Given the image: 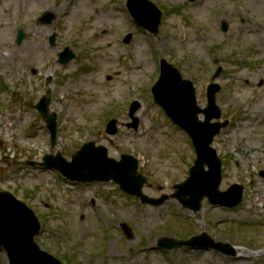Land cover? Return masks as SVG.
I'll use <instances>...</instances> for the list:
<instances>
[{
    "label": "rangeland",
    "instance_id": "374dc122",
    "mask_svg": "<svg viewBox=\"0 0 264 264\" xmlns=\"http://www.w3.org/2000/svg\"><path fill=\"white\" fill-rule=\"evenodd\" d=\"M74 1L67 19L57 12L66 0H0V19L12 16L8 31L0 32V192L34 211L41 225L35 242L63 264H222L223 258L224 264H264V159L253 154L264 150V0H146L161 12L156 34L133 23L126 8L132 0ZM44 11L56 17L48 26L36 23ZM19 29L25 39L17 45ZM67 48L74 59L59 65L58 53ZM160 59L192 82L199 108L206 107L207 87L220 85L218 122L227 125L213 144L223 162L219 190L242 185L238 207H213L204 199L192 213L170 197L157 207L140 205L112 182L75 184L41 166L45 155L60 153L70 162L94 142L114 160L125 154L139 161L146 196H170L195 155L189 138L153 102ZM48 76L49 114L58 123L54 147L33 108ZM132 101L139 102L135 131L126 128ZM110 119L119 122L114 136L105 134ZM119 223L129 226L131 237ZM202 232L232 252L155 247L161 237ZM0 264H8L3 252Z\"/></svg>",
    "mask_w": 264,
    "mask_h": 264
},
{
    "label": "water",
    "instance_id": "95a60500",
    "mask_svg": "<svg viewBox=\"0 0 264 264\" xmlns=\"http://www.w3.org/2000/svg\"><path fill=\"white\" fill-rule=\"evenodd\" d=\"M149 8L148 16H140L136 7L130 12L136 22L152 33L157 31L160 22V13L155 11L147 3ZM154 8V7H153ZM53 16L45 14L43 20L50 22ZM226 27L224 26V30ZM23 40L22 34L18 38L20 43ZM54 36L51 38L53 44ZM73 58L69 49H65L59 54V63L66 64ZM218 87L211 85L207 90L208 107L200 110L196 107L194 90L192 84L183 81L176 69L168 66L165 62L161 65V75L157 84L153 87L155 103L163 108L167 116L184 130L192 140L197 160L190 169L189 178L182 185L176 186L173 197L185 207L198 210L200 201L207 197L214 205H224L232 207L240 201L241 187L233 186L226 193L217 191L220 182V162L215 156V152L210 149V144L215 134L220 129L218 124H210V120L219 118V111L214 105V94ZM47 99H43L38 105L37 110L41 116L47 118V128L51 133V142L54 144L56 137L55 116L47 117ZM134 109L130 111V117ZM198 114L204 115V122L198 121ZM131 126L136 129L137 121L133 119ZM116 122L111 121L107 125L108 134L116 133ZM47 167L58 170L62 175L72 181L77 182H107L113 180L120 189L126 194L135 196L142 203L159 205L164 198L153 201L142 195L141 190L146 179L137 174V161L131 156H122L119 163L109 160L106 156L104 147H95L94 143H87L72 157V162L67 163L58 154L55 158H44ZM207 165L209 171L203 170ZM227 198L229 201L224 200ZM126 230V228H125ZM38 232V224L33 214L22 204L15 201L11 196L0 193V250L3 247L7 253L11 264H60L57 260L42 253L33 244V237ZM208 240L205 235L196 238L191 242L180 243L191 247L212 246L224 250L221 245H214L203 242ZM199 243V244H198ZM161 248L172 249L174 243L167 244L160 242Z\"/></svg>",
    "mask_w": 264,
    "mask_h": 264
},
{
    "label": "bare ground",
    "instance_id": "6f19581e",
    "mask_svg": "<svg viewBox=\"0 0 264 264\" xmlns=\"http://www.w3.org/2000/svg\"><path fill=\"white\" fill-rule=\"evenodd\" d=\"M66 1H67V3H65V5H63L62 7H59V8L57 9V12H58L59 14L62 13L63 16H66V18L69 19L71 16L69 15V12H68V11L71 9L72 6L75 5V2H76V1H74V0H66ZM77 3H78V2H77ZM83 5H85V4H83ZM104 18H106V14H104V15H100V16H99V20H100V21H103ZM9 20H12V16H11V15L8 16V19H5V20L0 19V32L8 31V28H9V26H8V24H9ZM86 29H87V30H91L92 28H91V27H87ZM255 38H258L260 41L263 40V36L260 38V35H257ZM255 38H254V39H255ZM0 45H1V44H0ZM0 59H1L0 61L4 60L3 57H0ZM252 121H253V120H252ZM245 122H248V121H245ZM245 122H241V123L238 124V126H239V128H240L241 130H245V129H246V127H247V123H245ZM253 122H254V121H253ZM251 148H253V147L251 146ZM253 149H254V148H253ZM253 154H254V156H255L256 158L264 159V150H259V149L255 148V151H253ZM242 256H243V255H242ZM242 256H241V257H242ZM243 257H244V256H243ZM205 261L207 262V260H205ZM226 261H227L226 258L221 259V263H222V264H224V262H226ZM234 261H236V259H235Z\"/></svg>",
    "mask_w": 264,
    "mask_h": 264
},
{
    "label": "flooded vegetation",
    "instance_id": "af4514ba",
    "mask_svg": "<svg viewBox=\"0 0 264 264\" xmlns=\"http://www.w3.org/2000/svg\"><path fill=\"white\" fill-rule=\"evenodd\" d=\"M260 85H262V83Z\"/></svg>",
    "mask_w": 264,
    "mask_h": 264
}]
</instances>
